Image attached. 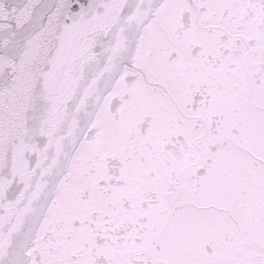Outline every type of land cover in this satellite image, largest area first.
Listing matches in <instances>:
<instances>
[{
    "label": "snow or ice",
    "instance_id": "6c2138e0",
    "mask_svg": "<svg viewBox=\"0 0 264 264\" xmlns=\"http://www.w3.org/2000/svg\"><path fill=\"white\" fill-rule=\"evenodd\" d=\"M0 264H264V0H0Z\"/></svg>",
    "mask_w": 264,
    "mask_h": 264
}]
</instances>
